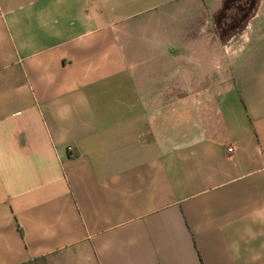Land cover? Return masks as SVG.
<instances>
[{
  "label": "crops",
  "instance_id": "obj_1",
  "mask_svg": "<svg viewBox=\"0 0 264 264\" xmlns=\"http://www.w3.org/2000/svg\"><path fill=\"white\" fill-rule=\"evenodd\" d=\"M221 2L0 0V264H264V0Z\"/></svg>",
  "mask_w": 264,
  "mask_h": 264
},
{
  "label": "trees",
  "instance_id": "obj_2",
  "mask_svg": "<svg viewBox=\"0 0 264 264\" xmlns=\"http://www.w3.org/2000/svg\"><path fill=\"white\" fill-rule=\"evenodd\" d=\"M255 0H222L220 10L216 15L215 32L224 39L240 30L252 15ZM227 18L225 19V12Z\"/></svg>",
  "mask_w": 264,
  "mask_h": 264
},
{
  "label": "built area",
  "instance_id": "obj_3",
  "mask_svg": "<svg viewBox=\"0 0 264 264\" xmlns=\"http://www.w3.org/2000/svg\"><path fill=\"white\" fill-rule=\"evenodd\" d=\"M68 149H69V148H68ZM227 151H231V147H228V148H227Z\"/></svg>",
  "mask_w": 264,
  "mask_h": 264
}]
</instances>
